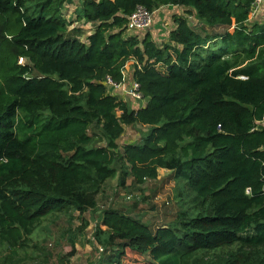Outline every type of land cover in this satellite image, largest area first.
<instances>
[{
  "label": "trees",
  "instance_id": "obj_1",
  "mask_svg": "<svg viewBox=\"0 0 264 264\" xmlns=\"http://www.w3.org/2000/svg\"><path fill=\"white\" fill-rule=\"evenodd\" d=\"M253 1L79 0L76 20L92 26L81 40L64 0H0L8 261L47 216L96 210L108 180L140 185L166 169L188 208L158 226L133 208L104 209L92 264H264V23L247 25ZM136 6L181 7L203 26L174 18L171 43L159 47L147 33L125 35ZM128 60L145 100L137 109L105 84L121 81ZM135 124L146 127L140 140L120 145Z\"/></svg>",
  "mask_w": 264,
  "mask_h": 264
},
{
  "label": "rangeland",
  "instance_id": "obj_2",
  "mask_svg": "<svg viewBox=\"0 0 264 264\" xmlns=\"http://www.w3.org/2000/svg\"><path fill=\"white\" fill-rule=\"evenodd\" d=\"M78 3L79 0H64L61 13L68 21V29L78 27L80 31L76 34L84 40L91 26L83 23V20H76L75 9ZM179 16L186 17L189 25L197 31L203 26V22L186 16L183 10L177 11L172 6H164L154 12L153 22L149 28L140 31L126 30L125 35L147 33L157 46L163 47L171 43L170 34L175 28L173 20ZM254 19L255 16L250 21ZM123 71L126 81L132 79V60L126 61ZM111 89L108 88L109 92L114 94V90ZM115 95L125 101L130 109L145 105L144 99L133 101L123 94H118L117 91ZM145 131L146 127L139 124L126 126L119 144L136 143ZM94 132L98 133V130L95 129ZM183 188L181 183L172 178L171 171L166 169H158L155 180H146L140 185H132L130 177L126 179L124 186L118 185L117 177L108 180L103 191L97 196L96 210L86 211L82 215L73 212L69 215L47 216L31 235L28 247L18 250L11 261L7 260L11 251L0 244V264H92L100 252L99 248H102L95 243L93 234L99 221L98 217L104 209L133 208L131 216L151 226H158L172 222L176 216L179 218L180 212L188 208L187 192ZM84 221L88 225L79 231ZM71 242L75 247V253L67 256L71 251Z\"/></svg>",
  "mask_w": 264,
  "mask_h": 264
},
{
  "label": "built area",
  "instance_id": "obj_3",
  "mask_svg": "<svg viewBox=\"0 0 264 264\" xmlns=\"http://www.w3.org/2000/svg\"><path fill=\"white\" fill-rule=\"evenodd\" d=\"M264 0H254L252 3V14L258 9ZM155 11H148L143 6H136V8L127 17L126 29L127 30H142L147 29L153 22V16ZM121 81L118 83L113 82L109 77H106L105 84L109 88L119 89L123 95L130 98L133 101L143 100L142 94L139 90V84L134 79L129 82L125 80V74L123 69L121 70ZM264 123V118L262 120ZM248 192V190H246ZM102 251V248H99Z\"/></svg>",
  "mask_w": 264,
  "mask_h": 264
},
{
  "label": "crops",
  "instance_id": "obj_4",
  "mask_svg": "<svg viewBox=\"0 0 264 264\" xmlns=\"http://www.w3.org/2000/svg\"><path fill=\"white\" fill-rule=\"evenodd\" d=\"M76 8V7H75ZM172 8H175V10H177V11H182L183 9L181 8V7H172ZM257 12V13H256ZM75 14H76V12H75ZM255 16V18L256 19H254V20H252V21H248L247 22V25H251V24H253V23H264V1L262 2V4L258 7V9L252 14V17H254ZM189 17H193L192 15H190ZM251 17V18H252ZM91 26V25H90ZM91 30H92V26H91V28H90V31L88 32V34L91 32ZM127 66V65H126ZM130 78H131V76H130ZM131 80V79H130ZM129 80V81H130ZM128 81V82H129ZM111 89V88H110ZM111 90H114V94L113 95H115V93H116V91H117V93L118 94H120V95H122V92H120V90L118 89H111ZM112 94V93H111ZM116 96V95H115ZM131 100V99H130ZM135 103H137V102H135ZM144 105V104H143ZM140 107V106H139Z\"/></svg>",
  "mask_w": 264,
  "mask_h": 264
}]
</instances>
